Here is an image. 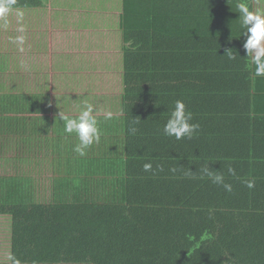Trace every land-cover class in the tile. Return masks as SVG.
Wrapping results in <instances>:
<instances>
[{
  "label": "trees",
  "instance_id": "obj_1",
  "mask_svg": "<svg viewBox=\"0 0 264 264\" xmlns=\"http://www.w3.org/2000/svg\"><path fill=\"white\" fill-rule=\"evenodd\" d=\"M46 1L16 0L0 27ZM241 2L254 11L253 0H123L116 37L95 27L121 47L122 114L111 131L97 116L101 141L84 157L75 133L57 129L49 145L29 121L40 93L0 92V264H264V76L243 47ZM177 100L200 125L192 139L163 133ZM206 162L232 192L200 176Z\"/></svg>",
  "mask_w": 264,
  "mask_h": 264
},
{
  "label": "crops",
  "instance_id": "obj_2",
  "mask_svg": "<svg viewBox=\"0 0 264 264\" xmlns=\"http://www.w3.org/2000/svg\"><path fill=\"white\" fill-rule=\"evenodd\" d=\"M93 3L97 6L99 10L109 12L110 9H113L115 12L114 19L108 21L109 19L105 18L104 15H95V13L100 12H91L90 5L82 4L81 2ZM254 11L264 12V0H253ZM57 10L59 12H57ZM123 10V0H47L44 6L39 7L36 10H25V9H16L15 12L18 14L16 16V24L21 25L20 27H28L33 26L30 32L33 34L36 33V30H40L38 33L43 36L50 33L51 40V49L53 58L52 65V84L50 88V84L45 82L42 91H27L28 89H22L23 92L28 94L27 98L30 101H34L36 99H43L44 103H39L36 101L37 105H42L43 109H39V107H33L34 112L30 113V122L33 120H37L38 128L40 130H46L44 137L48 139L49 145L52 144L53 139L56 137L55 130L64 131V122L59 118V113L62 110L66 115L70 117H76L79 115L82 108L85 106V103H89L95 107L98 105L102 107L94 111V115L96 116H104L107 111H111L113 116L118 117L119 112L122 114V88L123 82L121 74L119 70L121 69L120 62V54H118L121 50V47L118 45L109 46L105 44V42L99 40L100 34L94 31V28L102 29V27H108L109 25L113 28L111 33L108 32L111 36L116 37V33H119V24H120V16ZM35 11V12H32ZM42 11H49L50 14L44 16ZM22 13V15H21ZM60 13H67L65 17L59 16ZM87 14L89 18L85 19L81 15ZM31 15L42 16L44 20L40 22H35L29 18ZM24 16V17H23ZM22 17V18H21ZM26 17V19H25ZM113 18V17H112ZM79 19H81V24H78ZM43 22L41 26L37 24ZM109 24V25H107ZM19 27V28H20ZM45 29V30H43ZM43 30V31H42ZM48 30L46 33L45 31ZM106 33V32H105ZM107 34V33H106ZM42 36V37H43ZM41 39V38H40ZM71 39L74 41H80L83 43L81 47L83 50L87 51L86 56L91 59V63L95 60H99L104 58L105 61L101 64L103 69V76L96 79L94 75V71L87 69L85 70V76H82L80 79L75 80L68 85H64V77L69 78L70 74L74 72L75 66L67 67L65 66L63 60L62 64H55L54 55L56 53L69 55L76 52L75 42H71ZM110 39V38H109ZM108 40V39H107ZM102 43H101V42ZM81 44V43H80ZM80 44L78 48L80 47ZM71 48V50H69ZM81 48V49H82ZM82 50V51H83ZM85 51L83 53H85ZM104 56H107L104 57ZM49 57V56H48ZM50 58V57H49ZM75 63L74 61L70 64ZM81 65L82 64H78ZM105 67V68H104ZM105 70H113L117 74V84L119 89L115 91L117 92V105H114V100L109 98H100L98 96L97 102L91 101L86 93L98 94L105 90H112L107 88V86H111L113 84V79L111 77L107 78L105 75ZM71 70V71H69ZM110 72L107 71V74ZM47 83V84H46ZM9 86L4 83H0V92L1 91H9ZM22 92V91H20ZM30 93H40L38 98L30 96ZM60 95H63L64 100H61V104L56 102V98ZM23 100L26 102L25 98ZM41 100V101H43ZM63 101V103H62ZM120 103V106L118 104ZM117 107V108H115ZM12 119H15L18 116H9ZM121 117V116H120ZM104 122L107 124V131L114 130L117 128L116 126L111 127V122L106 120ZM103 122V121H102ZM101 125V124H100ZM99 126V124H98ZM30 127V126H28ZM100 128V126H99ZM18 129V128H17ZM72 136V135H71ZM76 136V135H75Z\"/></svg>",
  "mask_w": 264,
  "mask_h": 264
},
{
  "label": "clouds",
  "instance_id": "obj_3",
  "mask_svg": "<svg viewBox=\"0 0 264 264\" xmlns=\"http://www.w3.org/2000/svg\"><path fill=\"white\" fill-rule=\"evenodd\" d=\"M16 3V0H0V17L5 16L10 10L11 6ZM239 10V18L241 27L245 29L244 35H247V39L243 45L247 57L251 62L255 64V75L264 76V12L252 11L247 4L241 2L237 5ZM22 15V13H21ZM20 44H23L24 37L20 36L16 38ZM230 60L236 59V54L231 49L226 50V54ZM123 91V90H122ZM95 109L93 105L85 103V106L76 117H70L66 115L62 110L59 113V118L64 122V131L68 134L75 133L78 137L79 143H77L73 151L80 157L87 155V150L93 144H99L101 141V130L98 126V118L94 115ZM113 113L107 111L104 115L105 120H111ZM193 114L190 110H186V104L183 100L175 101V106L171 111L167 122L163 126V133L167 137H174L176 140L192 139L198 133L200 128L199 123H192ZM137 129L135 127L130 128V132L135 134ZM157 170L162 171L163 165H157ZM143 171L146 173H153L152 162H146L143 164ZM173 173L178 169L172 168ZM199 174L201 177H207L211 183L222 187L227 192L233 191V185L226 181V175L219 170H213L209 166V163H205L200 169ZM227 174L232 177H237L236 169L229 164L227 167ZM185 176H192L193 171L189 170L183 173ZM238 178V177H237ZM247 188L252 189L255 186V180L247 179L242 181ZM9 264H21V261L14 255L7 257Z\"/></svg>",
  "mask_w": 264,
  "mask_h": 264
},
{
  "label": "rangeland",
  "instance_id": "obj_4",
  "mask_svg": "<svg viewBox=\"0 0 264 264\" xmlns=\"http://www.w3.org/2000/svg\"><path fill=\"white\" fill-rule=\"evenodd\" d=\"M86 4L90 5V11L91 12H100V13H95V15H104L105 18L109 19L108 21H111L114 19V16L116 15L113 9H110L109 12H104L99 9L98 7L95 6L92 2H81L80 5ZM57 12H59L57 10ZM44 16L47 14H50L51 12L49 11H42ZM10 17L12 16V12H9ZM67 13H60L59 16L65 17ZM18 14L15 12L14 17L16 18ZM33 17L31 18V15L29 18L35 22H39L44 20L42 16L38 15H32ZM83 18L87 19L89 18L87 14L81 15ZM24 17V16H23ZM113 17V18H112ZM14 18L13 21L14 24L10 28V32L5 31L4 28L0 27V83H4L7 86H9L8 90L9 91H24L22 89H28L27 91H42L43 87L45 85V82H48L52 84L51 76H52V61L53 58H51L52 55V49H51V40H50V33L47 32L48 30L45 31L47 34L45 36L39 34L38 32L40 30H36V33L32 34L30 32L29 35V30L33 26H28L26 27H20L21 25L16 24V19ZM22 18V17H21ZM26 19V17H25ZM44 24L43 22L37 24L42 25ZM78 24H81V19H79ZM20 27V28H19ZM20 29V30H18ZM8 30V28H6ZM45 30V29H43ZM42 30V31H43ZM23 36L24 37V42L23 44H20L17 41V37ZM43 36V37H42ZM41 38V39H40ZM71 42H75V49L76 52L73 54L69 55H64L60 53H56L54 55V62L55 64H62L61 61L63 60L66 68L67 67H72L75 66L74 72L70 74L69 78H64V85H68L69 83L78 80L82 77V73L86 69V64L90 58L86 56L85 50L81 47L83 45L82 42L74 41L71 39ZM81 43V44H80ZM80 44V47L78 48ZM71 50V48L69 49ZM83 50V51H82ZM85 51V53H83ZM119 54V53H118ZM50 58H49V57ZM75 62L73 64H70L71 62ZM78 64H82L81 67ZM122 70V64H121V69ZM107 71L110 73L107 74ZM105 75L107 78L111 77L113 79V84L111 86H107V88L112 89V90H105L102 91L98 94H92V93H87V97L94 102H97L98 96L100 98H106L108 100L109 98H112L114 100V105H117V92L115 91L119 89V86L117 84V74L113 70H105ZM96 79L100 78L103 76V69L102 66H99L97 69H95V73L93 75ZM122 77V74H121ZM47 84V83H46ZM122 88L121 90H123ZM61 100H64L63 95H60L56 98L57 104H61ZM63 103V101H62ZM120 106V103L118 104ZM102 107H99L96 105L94 107L95 110L100 109ZM117 108V107H115ZM121 116V111L118 114V117Z\"/></svg>",
  "mask_w": 264,
  "mask_h": 264
}]
</instances>
